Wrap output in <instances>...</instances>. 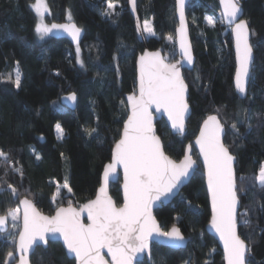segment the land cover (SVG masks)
<instances>
[{
    "label": "trees",
    "instance_id": "16d2710c",
    "mask_svg": "<svg viewBox=\"0 0 264 264\" xmlns=\"http://www.w3.org/2000/svg\"><path fill=\"white\" fill-rule=\"evenodd\" d=\"M33 0H0V76L19 68L21 87L0 79V214L18 206L21 198L33 200L45 214L59 206L80 205L91 199L100 184L105 163L120 137L127 116L125 96L136 89V57L143 51L136 34L128 0H112L115 13L103 15L108 0H47L49 21H72L83 29L77 47L66 39H39ZM248 21L254 52L251 79L245 98L233 88L235 69L230 28L221 23L218 0H190L186 7L195 64L183 70L189 89L191 116L183 134H172L164 120L156 131L164 151L179 161L187 146L198 167L189 183L167 205L155 210L164 229L177 225L190 238L185 248L152 245L151 260L136 264H223L222 251L206 231L210 218L203 168L192 141L201 122L216 115L225 126L224 143L235 157L240 208L238 233L250 247L247 264H264V187L255 176L264 162V0H239ZM141 21L151 20L155 36L146 38L150 49H160L169 62L178 59L175 45L174 0H136ZM212 16L211 25L206 17ZM227 29V30H226ZM173 37L172 40L168 36ZM76 93L74 110L61 96ZM124 103H121V102ZM59 124L64 137L58 139ZM235 124L239 134H234ZM95 129V131H92ZM33 149L35 151H33ZM39 155L40 159H37ZM16 169L22 170L20 172ZM67 179L72 192L62 186ZM120 182L110 193L121 204ZM9 185L15 188L14 196ZM247 211L246 216L241 214ZM248 219L249 224L240 223ZM0 236V264L13 253L15 242ZM31 264H75L59 242L37 246Z\"/></svg>",
    "mask_w": 264,
    "mask_h": 264
},
{
    "label": "snow or ice",
    "instance_id": "6c2138e0",
    "mask_svg": "<svg viewBox=\"0 0 264 264\" xmlns=\"http://www.w3.org/2000/svg\"><path fill=\"white\" fill-rule=\"evenodd\" d=\"M176 4L179 14V27L176 32L179 36L181 58L192 64L193 57L187 42L185 22L186 0H176ZM220 4L223 9L220 22H227L235 37L234 82L237 92L243 96L251 79L250 67L253 60L250 29L248 21L238 20L242 14L239 0H220ZM30 7L39 18L35 24V32L40 38L43 39L54 30H63L77 42V58L83 66V61L79 59L82 29L72 22L71 14L68 15V23L49 25L45 22V13L50 12L47 0H35ZM115 7L112 0H108L102 14L113 15ZM132 7L135 8V0H132ZM206 19L211 25L216 23L212 16H207ZM143 32L155 35L151 21L144 20ZM168 39L172 40L173 37L169 35ZM138 63V94L134 91L127 97L131 111L124 122L121 138L115 144L112 160L105 165L103 183L95 199L87 201L79 208L73 207L69 202L67 207H58L52 216L39 212L31 199L19 200V204L23 205L22 228L18 232V249L21 253L19 264H30L27 259L30 249L38 241L46 243L48 234L60 233L68 252L74 253L78 264H133L137 255L149 248L153 236L184 239L175 225L170 231L163 232L152 213L154 202L177 189L191 176L196 166V160L191 155V144L183 159L177 162L165 153L161 138L156 135L153 125V109L157 112L163 110L167 113L171 128L181 134L184 132L188 104L187 85L180 70L181 61L170 63L159 51H145L139 57ZM0 79L12 81L16 88L21 87V73L18 67L14 79L12 75L0 76ZM66 99L75 101L76 93H71ZM56 128L62 138L63 129L59 124ZM232 131L239 134L235 124L232 125ZM224 135L226 132L220 119L216 115H209L203 121L195 143L199 146L206 168L207 190L212 209L210 223L223 241L227 264H247L246 253L250 251V247L237 231L239 201L233 167L235 157L223 143ZM0 158L9 161L8 154L3 151H0ZM36 158L40 159L39 155ZM118 166L123 167L124 180L123 204L119 207L108 194V185ZM15 171L22 175L21 169ZM255 181L264 187V164L260 166ZM8 187L14 196H18L15 188L11 185ZM61 187L69 193L72 192L67 179L62 186H58V193ZM19 211L17 207L9 210L6 215H0V232L6 230L9 216L12 228H17ZM85 211L88 224L81 220ZM241 215L246 216L247 211ZM240 223L248 225L249 220L242 219ZM11 238L16 239L15 236ZM104 249L110 255V261L103 254ZM12 255L13 253H8L9 257Z\"/></svg>",
    "mask_w": 264,
    "mask_h": 264
},
{
    "label": "water",
    "instance_id": "95a60500",
    "mask_svg": "<svg viewBox=\"0 0 264 264\" xmlns=\"http://www.w3.org/2000/svg\"><path fill=\"white\" fill-rule=\"evenodd\" d=\"M175 1V17H176V21H177V25L175 27V45H176V52H177V56H178V59L174 60V61H171V62H176V61H181V73L183 75V70L186 69V70H191L195 64V56H194V53H193V48H192V43H191V39H190V32H189V26H188V20H187V16H186V7H187V4L190 0H186V4H185V22H186V30H187V42L188 44L190 45V48H191V54H192V57H193V62L192 64H188L186 61H183L182 58H181V50H180V43H179V36H178V33L176 32V29L179 27V14H178V11H177V4H176V0ZM128 4H129V11L134 19V24H135V30H136V34H137V38L138 40L144 44V48H143V51L141 53H139L136 57V61H135V65H136V89H135V92L138 94V76H139V57L145 52H155V51H159L161 56H164L163 55V52L160 50V49H154V50H150L146 45H145V41H146V38L144 36V33H143V28H142V21L139 19V16L137 14V4H136V0H135V8L133 9L132 7V0H128ZM218 5H219V12H220V16L222 17V12H223V9H222V6L220 4V0H218ZM242 9V7H241ZM239 19H243V10H242V14L239 15L238 17V20ZM69 21H63V22H58V21H52L50 22V25L52 23H57V24H63V23H68ZM73 22V21H72ZM238 22V21H237ZM75 23V22H74ZM76 24V23H75ZM226 26H228L227 22L224 23ZM77 25V24H76ZM138 25H139V29H138ZM77 27H79L77 25ZM80 28V27H79ZM230 28V27H229ZM82 29V28H81ZM231 32V30H230ZM83 29H82V32H81V35H80V40H79V45L83 39ZM50 37L52 38H56V39H66L70 42L71 45L73 46H77V42L76 41H73L72 38L67 34L65 33L63 30H54L52 33L49 34ZM231 36H232V48H233V52H234V61H235V69H236V59H235V56H236V53H235V37H234V34L231 32ZM250 38H251V33H250ZM253 50V49H252ZM169 62V61H168ZM170 62V63H171ZM253 62H254V52H253V60H252V63H251V67H250V73L252 71V65H253ZM235 69H234V73H233V80H232V83H233V88H234V91L235 93L240 97V98H245L246 95H247V91H248V86H249V83L247 85V89H246V94L245 95H241L237 92L236 88H235V82H234V76H235ZM184 77V76H183ZM185 80V78H184ZM185 83L187 85V82L185 80ZM133 93V92H132ZM130 93V94H132ZM71 93L69 94H65V95H62L61 96V99L62 101L65 103V105L67 106V108H69L70 110H74L75 107H76V102H77V99L75 101H71L69 99H66V97H68ZM128 94V95H130ZM127 96H125V101H126V105H127V116L124 120V122L127 120V117L128 115L130 114V105L127 103ZM188 96H189V89H188V85H187V92H186V102L188 104V112L186 114V117H185V129L187 127V121L189 119V117L191 116V107L188 103ZM77 97V95H76ZM206 119V118H205ZM204 119V120H205ZM159 120H164V122L166 123L168 129L170 130V132L172 134H178V132H176L175 130H173L171 128V122L169 121L168 119V116H167V113L164 112L163 110L157 112L153 109V125H154V129H155V132H156V135H158L157 131H156V122L159 121ZM203 120V121H204ZM203 121L201 122L200 126H199V129H198V132L195 136V138L193 139L192 141V144H193V148L196 150V153H197V157H198V160H199V163L201 164L202 168H203V175H204V184H205V188H206V192H207V195H208V203H209V209H210V218H209V221L208 223L206 224V231L214 238V240L216 241V243L218 244L219 248L221 249L222 251V255H223V264H227V261L225 259V255H224V246H223V241L220 239L219 237V234L215 231V229L211 226V215H212V209H211V199H210V194L208 193V190H207V175H206V168L204 166V162H203V157L202 155H200V150H199V146L196 145L195 143V140H196V137L199 135V132H200V128L203 124ZM221 121V120H220ZM124 122H123V126H124ZM222 123V122H221ZM123 126H122V129H121V133H120V137L118 138V140L121 138V135H122V131H123ZM225 128V126H224ZM184 129V130H185ZM226 132V130H225ZM159 136V135H158ZM224 137L225 135L222 137V140H223V143H224ZM161 138V137H160ZM117 140V141H118ZM116 141V142H117ZM162 141V140H161ZM115 142V144H116ZM163 143V142H162ZM115 144L113 145L112 147V150H111V157H110V160L104 164L103 166V169H102V172H101V175H100V184L99 186L97 187L96 189V192H95V195L89 199V200H92V199H95L96 197V194H97V191L98 189L100 188L101 184L103 183V173H104V168H105V165H107L108 163L111 162L112 160V153H113V150L115 148ZM225 144V143H224ZM188 150V146L186 148V151ZM185 151V152H186ZM231 153V152H230ZM232 154V153H231ZM168 155V154H167ZM191 155L193 157V154H192V149H191ZM233 155V154H232ZM169 156V155H168ZM234 156V155H233ZM183 159V157L181 158ZM180 159V160H181ZM193 159L195 160V158L193 157ZM179 160V161H180ZM177 161V162H179ZM198 167V162L196 161V166L191 174V176L186 179L177 189H174L172 193L168 194L167 196H163L160 198V200H157L154 202L153 206H152V213L156 219V221L158 222V224L160 225V228L163 232H168L171 230L172 226L167 228V229H164L160 222L157 220L156 216H155V210L160 208L162 205H167L169 203H171L173 201V199L175 197L178 196V194L180 193V191L183 189L184 186H186L189 181L191 180L194 172L196 171ZM233 167H234V172H235V159H234V163H233ZM235 175H236V172H235ZM120 182L119 184V189H120V193H121V199H122V202L121 204L117 205L113 196L111 195L110 193V185L112 183H117V182ZM123 183H124V180H123V167L122 166H118L117 167V171H116V174L115 176L113 177V179L110 181L109 185H108V194L112 197L113 201L115 202V204L119 207L123 204V197H124V192H123ZM26 198V197H24ZM24 198H21V199H24ZM87 200V201H89ZM87 201H85L84 203H81L80 205L76 206V205H73V207H77L79 208L81 205L87 203ZM238 213H239V208H240V200L238 198ZM68 205H64V206H59V207H67ZM18 207L20 209V227L19 229L22 228V222H23V205H20L19 204V201H18ZM37 208V207H36ZM58 208V207H57ZM54 209L53 213L52 214H45L43 212H41L38 208L37 210L39 212H41L43 215L45 216H52V215H55V211L56 209ZM0 215H6V214H0ZM81 220L84 224H88L89 221L87 219V212L85 211L84 213H82V217H81ZM176 227H178L177 225H175ZM179 228V227H178ZM9 229V218H7V228L5 231H2L0 232L1 234L2 233H5L7 230ZM180 230V228H179ZM237 231H238V226H237ZM19 232V230H18ZM18 232H17V235H16V239H15V256H16V262L14 264H19V258H20V251L18 249ZM180 233L181 235L184 237L183 240H176V239H171L169 237H166V236H153L149 242V248L143 252V253H140L137 255V257L134 259L133 261V264H136L138 262H141L143 260H147V261H150L151 260V250H152V245L153 244H157V245H160V246H166V247H169V248H172V249H181V248H185L187 246V244L189 243L190 241V238L185 236L182 231L180 230ZM239 234V233H238ZM49 242H59L61 244V246L63 247L64 249V252L66 254V256L69 258V259H73L74 260V263L75 264H78V261L75 259V255L74 253H69L68 250H67V246L66 244L64 243V240H63V236L60 234V233H55V234H48V237H47V242L45 243L44 241H38L36 245L33 246L32 249H30L28 255H27V259L29 260L30 264H31V256L33 254V252L35 251L36 247L37 246H41L43 248L47 247L48 246V243ZM247 245V243H246ZM103 254L105 255V258L107 260H111V257L110 255H108L107 253V250L104 249L103 250ZM248 252L246 253V256H247Z\"/></svg>",
    "mask_w": 264,
    "mask_h": 264
},
{
    "label": "rangeland",
    "instance_id": "374dc122",
    "mask_svg": "<svg viewBox=\"0 0 264 264\" xmlns=\"http://www.w3.org/2000/svg\"><path fill=\"white\" fill-rule=\"evenodd\" d=\"M35 2V0H33V2L30 4V5H32L33 3ZM48 4V3H47ZM106 7H107V5H106ZM105 7V8H106ZM32 9V8H31ZM32 11H33V13H34V15H35V17H36V23H37V21H38V16H37V14L35 13V11H34V9H32ZM48 15H49V12H46L45 13V22L47 23V24H49L50 25V21H49V17H48ZM67 21H68V16H67ZM149 21H151V20H149ZM143 22H144V20L142 21V28H143ZM144 33V36H145V38H148V37H150V36H155V35H148L147 33H145V32H143ZM37 34V33H36ZM49 36V35H48ZM48 36H46V37H48ZM37 37L39 38V39H41L40 38V36L37 34ZM46 37H44L43 39H45ZM77 47V46H76ZM77 50V49H76ZM16 70V69H15ZM14 76H15V71H14ZM55 134H56V136H57V138L58 139H62L63 137H64V131H63V134H62V138L60 137V134L58 133V131H57V128H56V126H55ZM263 164H264V162H263ZM57 194H58V192L55 194V197L57 196ZM18 206H16L14 209H16ZM9 218V229L5 232V233H0V236L1 235H3L5 238H7L6 240H9V241H11V242H15V240L14 239H12L11 237L12 236H15L16 237V235H17V232H18V230H19V227H20V211H19V213H18V220L16 221V223H17V228L16 229H13L12 228V221H11V217L9 216L8 217ZM12 259H13V255H12V257H7L6 258V262H5V264H10V262H12ZM16 262V261H15Z\"/></svg>",
    "mask_w": 264,
    "mask_h": 264
},
{
    "label": "bare ground",
    "instance_id": "6f19581e",
    "mask_svg": "<svg viewBox=\"0 0 264 264\" xmlns=\"http://www.w3.org/2000/svg\"><path fill=\"white\" fill-rule=\"evenodd\" d=\"M104 15V14H103ZM229 27V26H228Z\"/></svg>",
    "mask_w": 264,
    "mask_h": 264
},
{
    "label": "crops",
    "instance_id": "0c3cea01",
    "mask_svg": "<svg viewBox=\"0 0 264 264\" xmlns=\"http://www.w3.org/2000/svg\"><path fill=\"white\" fill-rule=\"evenodd\" d=\"M263 164V163H262Z\"/></svg>",
    "mask_w": 264,
    "mask_h": 264
}]
</instances>
